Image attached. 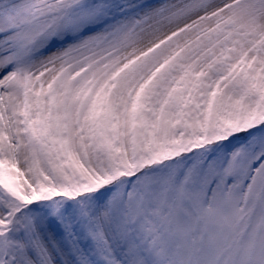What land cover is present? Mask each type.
Masks as SVG:
<instances>
[{
  "label": "snow or ice",
  "instance_id": "1",
  "mask_svg": "<svg viewBox=\"0 0 264 264\" xmlns=\"http://www.w3.org/2000/svg\"><path fill=\"white\" fill-rule=\"evenodd\" d=\"M0 264H264V0H0Z\"/></svg>",
  "mask_w": 264,
  "mask_h": 264
}]
</instances>
